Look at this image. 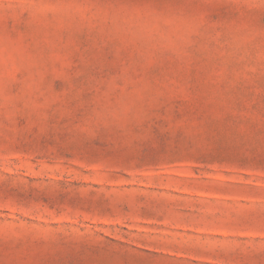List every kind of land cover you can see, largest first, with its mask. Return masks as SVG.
<instances>
[{
  "label": "rangeland",
  "instance_id": "rangeland-1",
  "mask_svg": "<svg viewBox=\"0 0 264 264\" xmlns=\"http://www.w3.org/2000/svg\"><path fill=\"white\" fill-rule=\"evenodd\" d=\"M0 264H264V0H0Z\"/></svg>",
  "mask_w": 264,
  "mask_h": 264
}]
</instances>
